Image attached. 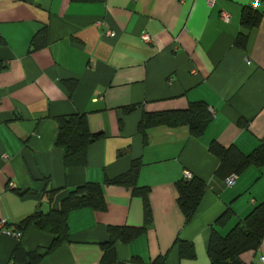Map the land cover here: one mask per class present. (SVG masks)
Returning <instances> with one entry per match:
<instances>
[{"label":"crops","instance_id":"0c3cea01","mask_svg":"<svg viewBox=\"0 0 264 264\" xmlns=\"http://www.w3.org/2000/svg\"><path fill=\"white\" fill-rule=\"evenodd\" d=\"M244 8L260 13L257 26L241 25ZM145 32L150 42L140 39ZM242 32L244 49L235 45ZM190 101L205 102L212 116L199 138L187 126L139 130L144 112L184 109ZM72 113L102 137L88 146L84 165L64 167L56 117ZM211 141L244 155L264 146V0H0V221L12 227L47 210L48 190H56L51 208L78 185L104 190L105 209L72 210L69 240L38 264H98L109 225L144 224L141 197L106 184L135 159L152 221L143 236L116 245L117 259L147 264L165 255L167 264H208L214 220L233 211L219 229L225 233L264 199V165L226 186L229 175L209 152ZM186 170L206 185L188 221L175 186ZM52 239L34 226L20 239L0 234V264H23L11 257L17 244L31 251ZM176 239L192 243L194 258H180ZM240 259L264 264V239Z\"/></svg>","mask_w":264,"mask_h":264},{"label":"trees","instance_id":"16d2710c","mask_svg":"<svg viewBox=\"0 0 264 264\" xmlns=\"http://www.w3.org/2000/svg\"><path fill=\"white\" fill-rule=\"evenodd\" d=\"M76 2H97L100 0H73ZM260 13L254 9L244 8L240 23L244 28H252L258 25ZM45 29L42 28L34 41L35 46H41L40 38L45 39ZM42 39V40H43ZM247 43V34L242 32L235 40V45L244 49ZM135 107L126 108L131 111ZM211 112L203 101H190L186 108L166 110L160 112H144L139 121V130L144 133L146 128L157 125L167 127L187 126L190 135L194 138L202 136L211 122ZM58 131L55 145L62 150V163L64 167L84 165L86 163L87 148L93 142L102 137L101 133H92L85 116L82 113H72L56 117ZM209 152L219 158V168L226 169L228 175L235 173L237 176L247 168L262 167L264 165V146L256 147L247 155L242 154L236 147H223L215 141L208 145ZM141 162L135 159L130 168L118 176L107 179L106 184L123 186L131 190L133 195L142 199L144 224L141 226L109 225L107 227L108 239L100 245L102 255L98 264H127L117 259L116 245L127 244L143 236L152 221V213L148 198L149 188L137 186V176ZM177 189V203L188 221L194 214L199 200L205 190V183L197 177L190 180L181 178L175 183ZM49 207L47 210H39L23 218L14 227L25 231L29 226L52 235L51 244L43 249L24 251L17 244L12 252V260L15 263L38 264L43 257L55 250L58 246L69 240L67 224L68 214L72 210L91 208L93 210L105 209V197L103 186L99 183L87 182L69 190L61 199L57 208H51V203L56 190H48ZM233 216V211L228 207L219 215L210 227L206 251L208 264H243L240 256L249 250H257L264 239V199L255 205L242 219L232 225L225 233L219 229L224 228ZM5 223L4 227H10ZM20 239V238H19ZM174 246L178 250L180 258H194L192 243L176 239ZM131 264H145L139 257L131 258ZM147 264H167L165 255H159Z\"/></svg>","mask_w":264,"mask_h":264},{"label":"built area","instance_id":"2783aa9c","mask_svg":"<svg viewBox=\"0 0 264 264\" xmlns=\"http://www.w3.org/2000/svg\"><path fill=\"white\" fill-rule=\"evenodd\" d=\"M182 1V0H181ZM214 0H207V3L209 4V6H211L213 4ZM222 18L227 21L229 19V14L227 12H223L221 14ZM98 24H100V22H98ZM106 35L109 36H114V31L111 30H106L105 31ZM140 39L142 41L145 42H150L151 41V36L148 33H143L140 36ZM7 155H3V159H6ZM183 178L186 180H190L191 178H193V175L190 171H184L183 173ZM237 178V175L235 173H231L228 177L225 178L224 180V184L226 186H232L233 183L235 182V179ZM11 187L14 186L13 184L10 185ZM5 221H0V234L5 235V236H10V237H14V238H21L22 236V232L18 231L14 225H12V227H4ZM260 260H263V257H260Z\"/></svg>","mask_w":264,"mask_h":264},{"label":"snow or ice","instance_id":"6c2138e0","mask_svg":"<svg viewBox=\"0 0 264 264\" xmlns=\"http://www.w3.org/2000/svg\"><path fill=\"white\" fill-rule=\"evenodd\" d=\"M257 6H259V0H257Z\"/></svg>","mask_w":264,"mask_h":264},{"label":"rangeland","instance_id":"374dc122","mask_svg":"<svg viewBox=\"0 0 264 264\" xmlns=\"http://www.w3.org/2000/svg\"><path fill=\"white\" fill-rule=\"evenodd\" d=\"M231 225V222L228 224V226ZM230 228V227H229Z\"/></svg>","mask_w":264,"mask_h":264}]
</instances>
